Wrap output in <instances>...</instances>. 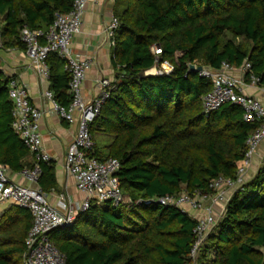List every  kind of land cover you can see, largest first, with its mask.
Listing matches in <instances>:
<instances>
[{
  "label": "trees",
  "instance_id": "trees-1",
  "mask_svg": "<svg viewBox=\"0 0 264 264\" xmlns=\"http://www.w3.org/2000/svg\"><path fill=\"white\" fill-rule=\"evenodd\" d=\"M74 0H0L3 43L20 46L24 26L47 31L56 12ZM111 92L91 124L95 155L120 160L127 201L94 204L74 224L50 233L67 264H185L195 241L196 219L160 197L213 194L218 177L237 178L247 140L260 122L244 119L227 102L206 113L212 82L197 67H240L250 62L264 87V0H115ZM161 47V53L153 47ZM168 61L170 73L147 71ZM57 53L47 59L50 89L68 105L70 74ZM10 79L0 73V163L20 172L31 154L12 128ZM113 137L109 144L97 140ZM38 186L57 187L54 161L40 163ZM30 212L10 202L0 211V264H25ZM198 264H264V164L232 195L201 250Z\"/></svg>",
  "mask_w": 264,
  "mask_h": 264
},
{
  "label": "built area",
  "instance_id": "built-area-1",
  "mask_svg": "<svg viewBox=\"0 0 264 264\" xmlns=\"http://www.w3.org/2000/svg\"><path fill=\"white\" fill-rule=\"evenodd\" d=\"M91 1L97 0H74L68 13L56 12L54 22L47 31L31 29L28 26L21 30L20 39L25 45L26 55L31 67L39 75L49 80L47 59L50 54L57 53L66 61L65 69L70 74L71 102L68 105L59 103L51 89L44 92V97L52 103V112L69 123H76V134L67 151L65 164L68 172L75 178L77 189L85 195L77 208L64 196L60 197L58 205H53L41 188L37 187L42 173L40 163L53 161L44 148L40 131L45 110L33 105L25 85L12 80L9 85V96L13 103L11 125L29 151L36 156L37 161L32 167L20 171L28 184L13 180L9 175L8 166L0 163V202L16 203L27 209L32 216V226L25 239V264H67L65 255L53 243L50 233L57 228L74 224L77 214L87 211L94 204L111 203L118 206L125 202L122 182L118 175L121 162L114 157L100 159L95 155V141L90 129L110 95L113 81L104 77L99 79V92L91 99H85L83 83L92 61L75 56L71 49V41L81 32L84 14ZM117 26L118 20L113 17L107 29L111 45H114L112 37ZM2 32L0 24V49L4 48ZM153 52L160 54L161 47H153ZM250 68V62H245L240 67L223 62L220 68L203 67L199 71L201 76L212 82V90L204 95L202 100L206 113L231 102L243 107L246 121L260 122L261 126L247 140L248 151L238 168L236 179L218 177L211 184L213 194L185 191L179 195L157 199L162 205L180 208L197 221L194 229L195 241L189 261L185 264H198L205 242L224 216L226 205L235 193H231V190H238L245 181L244 177L264 141V87L259 85L260 79L253 74L247 79L246 74ZM173 69V64L165 61L147 71V74L170 73ZM251 88L260 90L263 96L250 94L248 89ZM220 205L223 207L218 213Z\"/></svg>",
  "mask_w": 264,
  "mask_h": 264
},
{
  "label": "crops",
  "instance_id": "crops-1",
  "mask_svg": "<svg viewBox=\"0 0 264 264\" xmlns=\"http://www.w3.org/2000/svg\"><path fill=\"white\" fill-rule=\"evenodd\" d=\"M114 2L115 0L91 1L84 14L81 32L71 41V49L75 56L92 61V66L83 83L85 99H91L99 92L97 84L99 79L104 77L114 81L115 78L112 45L107 34V29L114 17ZM0 73L8 77L10 83L14 80L25 85L33 105L45 110L40 131L44 139V148L54 161L57 179V187L45 192L48 201L58 205L60 197L64 196L77 208L85 195L77 189L75 178L68 172L65 164L67 151L76 134V123H69L52 112V103L44 97V92L50 89V81L31 67L24 48L6 46L0 49ZM248 92L255 96H263L260 90L254 88L248 89ZM261 151H264V141L259 148V152ZM36 161L37 158L32 153L24 159V162L30 166ZM256 162L254 160L250 167L252 170H248L246 178L249 179L255 175ZM9 175L19 183L28 184L20 172L9 169ZM37 187H39L38 184Z\"/></svg>",
  "mask_w": 264,
  "mask_h": 264
},
{
  "label": "rangeland",
  "instance_id": "rangeland-1",
  "mask_svg": "<svg viewBox=\"0 0 264 264\" xmlns=\"http://www.w3.org/2000/svg\"><path fill=\"white\" fill-rule=\"evenodd\" d=\"M112 139H113V137L111 136V135H108V134H106V135H103V136H101V138H98L97 140L102 144V145H106V144H109L111 141H112ZM258 155L257 156H255L254 157V160H255V162L257 163L256 164V168L255 169H257L256 170V172L258 171V169H260V167L264 164V151H261V152H259L258 151V153H257ZM254 160H253V162H254ZM253 164V163H252ZM252 166V165H251ZM250 166V167H251ZM250 170H252L251 168H249V171ZM248 178H246V176L244 177V180H247ZM188 189L185 187V186H183V192H185V191H187ZM237 190H235V189H232L231 190V193H234V192H236ZM187 193V192H186ZM125 201H127V198H125ZM9 203L10 202H8V201H1L0 202V211L2 210V209H4V208H6L8 205H9ZM227 206V205H226ZM222 207H223V205H220V208H219V211H218V213H220V210L222 209ZM221 217V216H220ZM77 218V217H76Z\"/></svg>",
  "mask_w": 264,
  "mask_h": 264
},
{
  "label": "water",
  "instance_id": "water-1",
  "mask_svg": "<svg viewBox=\"0 0 264 264\" xmlns=\"http://www.w3.org/2000/svg\"><path fill=\"white\" fill-rule=\"evenodd\" d=\"M191 68L193 69V70H198V71H200V70H202V66H199V67H197L196 65H191Z\"/></svg>",
  "mask_w": 264,
  "mask_h": 264
}]
</instances>
